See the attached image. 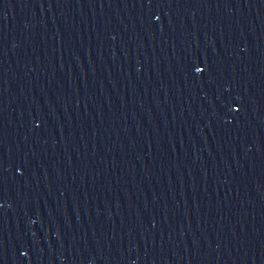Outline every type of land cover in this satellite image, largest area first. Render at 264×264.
<instances>
[{"label":"water","instance_id":"1","mask_svg":"<svg viewBox=\"0 0 264 264\" xmlns=\"http://www.w3.org/2000/svg\"><path fill=\"white\" fill-rule=\"evenodd\" d=\"M264 228V0H0V262Z\"/></svg>","mask_w":264,"mask_h":264}]
</instances>
